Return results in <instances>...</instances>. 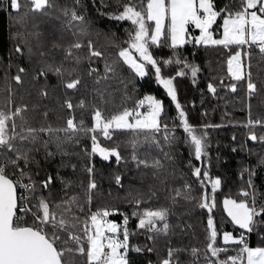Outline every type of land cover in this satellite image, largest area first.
Listing matches in <instances>:
<instances>
[{
	"label": "trees",
	"instance_id": "16d2710c",
	"mask_svg": "<svg viewBox=\"0 0 264 264\" xmlns=\"http://www.w3.org/2000/svg\"><path fill=\"white\" fill-rule=\"evenodd\" d=\"M133 2L139 4L140 0H133ZM144 2L146 3V0ZM23 3L24 0H21L22 5ZM125 3H128V0H80L79 5L74 0H56L59 8H73L85 17L88 33L80 37L85 47L79 50L78 55L81 57L87 55L86 45L91 39L98 49L105 52L109 62H116L117 74L109 82L108 89L112 93L111 102L103 105L92 95L93 77L87 75L89 62L86 59H82L78 66L72 61L63 62L65 69L70 70L72 67H77L78 74L83 79L79 90H65L60 78L52 72H48L46 76H38L39 71L46 64L59 65L63 60V52L53 48V43L67 44L75 39L63 29V17L56 19L60 13L53 11L51 17H44L38 13L32 14L27 31L33 30L31 20L34 17L35 23L39 26L38 31L41 33L39 47H37V40L29 39L28 44H25L17 35L25 29L17 24L15 19L26 9L22 7L20 13L14 12L9 7L8 0H0V100L8 96L7 89L10 86L13 99L12 109L28 105L30 111L26 115L34 127H39L41 124L62 126L70 115H75L79 120L82 109L69 112L66 108L60 107L66 97L70 98L73 104H77L81 99H84L86 103H96L105 109L106 116L123 107L134 108L137 101L145 96L150 95L160 100L164 108L161 121L171 126L170 129L174 128L177 137L170 147L163 145L162 135L158 137L164 152L172 156V160L166 162L170 175L165 177L164 184L153 177L151 168H144L142 165L137 167L132 160L134 149L131 141L136 139L135 152L140 159L162 158L163 153L160 148L150 139H145V134L137 135L130 131H115L110 140L104 139L102 135L98 136L102 147L118 148L123 158L120 163L116 162L115 157L105 161L99 155H89L92 147L90 134H80L73 141L63 143L60 149H57L54 143L49 144L47 152L54 153L51 157L47 156L45 148L42 147L43 140L47 137H42L36 145H27L36 150L31 153L33 160L25 170L37 183L46 180L48 176L53 179L48 189H38L37 196L43 195L53 202H59L62 198L67 199L70 196L79 198L83 211L75 209L76 215L80 217V225L76 231L81 236H83L84 221L91 212L97 209L115 210L114 214L106 218L107 220L120 222L127 217L125 228L128 232L126 252L128 264H160L161 260L167 257V250L170 247L176 249L195 247L200 250L197 258H193L186 251L177 253L180 264H193L194 260L195 264H206L208 263L206 256L208 259H213L206 251L207 220L210 214L218 232V247L224 246L220 241L221 232L229 231L235 234L243 231L234 226L227 217L223 209V200L225 198L237 201L245 199L240 196V192L242 189H247L249 173H254L251 180L257 194V206L264 204V143L249 140V129L244 127L249 119L264 120V59L261 58L257 48L247 45L224 48L223 46L186 43L173 50L168 46L169 40L162 38L159 47L155 45L150 47V52L159 62L162 77H174L173 86L177 92V100L185 111L189 124L202 128L203 134L206 133V155L198 161L186 143L175 105L164 87L156 81L154 69L149 65L146 69L148 74L142 78L137 77L117 56L121 48L128 46L126 41L132 25L130 21H118L110 17L119 14ZM226 3L232 10L239 7L238 0H214L217 10ZM220 19L218 18L216 24L213 25L214 34L217 33ZM191 31L193 30L189 28L188 32ZM17 46L21 47V53L15 51ZM29 47L32 49L31 52H29ZM237 49L241 52V59L244 60L246 70L251 71L252 79L259 88V92L251 100L246 95V81L234 82L228 76L227 58ZM41 51L46 53L44 57L39 55ZM245 52L250 53V59L244 56ZM169 59H180L182 62L197 66L200 71L195 77V83L191 72L184 68L183 63L168 65L163 63L164 60ZM248 65H251L250 69ZM91 67L97 68L102 74L104 60H94ZM19 68L25 69V72L21 74L22 84H16L12 79L17 75ZM181 70L186 75L177 76L176 73ZM209 83L216 87L215 94L208 91ZM232 83H237L235 92L229 89ZM41 89L48 91L49 95L46 98L39 95ZM34 105L36 108L32 111ZM0 106L7 108L6 104ZM44 112H48L46 118L42 115ZM84 119L85 123L91 126L90 109L84 114ZM209 125L211 126L206 127ZM253 130L257 135L264 134V128L257 127ZM19 163L23 168L24 162ZM88 167H94L93 178L98 185L90 205L86 202L89 181L86 169ZM197 167L201 168L200 179L192 175L193 169ZM244 169L249 171H244ZM204 171L208 172L209 179L204 180L202 187L201 180H203ZM8 172L14 173L11 177L13 179L19 175L11 167L8 168ZM117 175L121 177L120 185L115 182ZM214 178L219 179L221 184L214 194L216 206L209 213L207 208H200L199 203L204 194L209 195V202H211L213 195L211 181ZM185 184L191 186L192 199L187 201L181 198L173 204L170 195L174 193L169 190L183 189ZM152 191L156 192V196L149 199ZM129 193L132 196H129ZM138 193L143 196V202L139 206L131 202ZM35 202V200L31 201L32 204ZM161 207L170 210L168 236L149 233L146 229L138 228L140 214L145 209ZM22 214L18 212L19 216ZM23 215L24 220L31 224L32 215L30 213ZM259 219L264 221V216ZM245 235L249 246H264V223L259 224L255 231L245 233ZM149 236L153 239H149ZM239 248L240 245L237 244L229 245L228 251L221 253L220 259H225L229 255L235 256ZM76 264H86V258L77 256Z\"/></svg>",
	"mask_w": 264,
	"mask_h": 264
},
{
	"label": "snow or ice",
	"instance_id": "6c2138e0",
	"mask_svg": "<svg viewBox=\"0 0 264 264\" xmlns=\"http://www.w3.org/2000/svg\"><path fill=\"white\" fill-rule=\"evenodd\" d=\"M74 2L79 5L80 0H74ZM238 4L239 7L236 10H232L227 3L217 10L214 0H146V3L144 0H140L139 4L128 0V3L123 4L119 14L110 17L118 21H130L132 30L128 33L129 38L126 41L128 46L121 48L117 56L137 77L146 76L148 74L146 69L149 65L154 69L156 81L164 87L175 105L180 127L185 133L186 143L189 144L198 161L206 155V133L200 134L195 127L189 124L186 113L177 100V92L173 86L174 77H162L161 68L158 66L159 62L150 52V47L152 45L159 47L162 38L170 40L168 46L173 50L186 43L223 46L224 48L247 45L257 48L261 58L264 59V0H238ZM9 6L17 13H20L22 7L26 9L15 19V22L25 29L24 32L17 33L22 43L28 44L29 39H35L38 42L37 47H39L41 33L38 31L39 26L35 23L34 17L31 20L33 30L27 31L30 17L34 13L51 17L53 11L59 12L60 15L56 19L63 17V29L75 37L67 44L53 43V48L63 52V60L59 65L46 64L39 71L38 76H46L48 72H52L60 78L65 90H79L83 79L78 74L77 67H72L70 70L65 69L63 62L72 61L74 65L78 66L82 59H86L89 62L87 75L93 77L92 95L94 99H98L99 103L103 105L111 102L112 93L108 89L109 82L117 74L116 62H109L105 52L98 49L91 39L87 41V55L85 57L78 55L79 50L85 47L80 37L88 33L83 15L73 8H59L56 0H24L23 5L21 0H9ZM218 18H222L223 21V35L222 38L215 39L211 29ZM190 26L199 30L198 36H189ZM15 51L21 53L22 49L17 46ZM31 51L32 49L29 47V52ZM39 55L44 57L46 53L41 51ZM244 56L251 58L248 52H245ZM99 59L104 60L102 74L97 68L91 67L92 62ZM163 63L165 65L183 63L184 68L191 72L194 83L195 77L200 71L197 66L182 62L180 59L164 60ZM247 67L250 69L251 65ZM227 71L232 81H246V95L249 100L259 92L257 83L252 79L251 71L246 70L245 65L241 62V52L237 51L229 57ZM24 72V68H19L17 75L12 77L16 84H22L21 74ZM176 75L184 76L186 73L181 70ZM120 83L124 82L120 81ZM229 89L235 92L237 83L230 84ZM7 91L8 96L0 100V105H7V108L0 106V264H76L77 256L86 257V264H128L126 258L128 232L125 229L123 241L119 240L116 237L119 226L106 219L109 215L114 214V209L103 208L91 212L83 223V236H81L76 231L80 225V217L76 215L75 209L83 211V206L77 196L53 202L43 195H36L38 189H48L53 179L48 176L46 180L37 183L25 170L33 160L31 153L36 150L27 147V145H36L42 137H47L42 143V147L47 152L49 144L54 143L57 149H60L63 143L73 141L80 134H90L92 147L89 155H99L105 161L115 157L116 162L120 163L123 158L118 148L102 147L98 136L102 135L104 139L110 140L115 131H130L137 135L143 133L145 139H150L160 148L163 157L151 160L140 159L135 152L137 141L133 139L131 141L134 149L132 160L137 164V167L142 165L144 168H151L153 177L164 184L165 177L170 175L166 162L171 161L172 156L170 153L164 152L158 137L162 135L163 145L169 147L174 144L177 137L175 129H170L167 124H163L161 121L164 113L162 102L149 95L137 101L134 108L123 107L106 116L105 109L96 103H86L84 99H81L77 104H73L71 99L66 97L60 107L66 108L69 112L82 109L79 120L75 115H70L62 126L41 124L39 127H34L26 115L30 111L29 106L25 104L17 106L13 110L10 86ZM208 91L215 94L217 89L209 83ZM39 95L46 98L49 93L46 89H41ZM249 107L251 106L249 105ZM35 108L34 105L31 110L34 111ZM89 109L91 110V126H88L84 119V114ZM42 115L46 118L48 112H44ZM244 127L249 129V140L264 143V134L257 135L253 130L257 127L264 128V120L249 119ZM53 155L54 153L47 152V156ZM20 161L24 162L23 168L20 166ZM9 167L19 173L16 179L11 178L14 173L8 172ZM86 170L89 174L86 202L90 205L98 185L93 178L94 167H88ZM244 171L249 170L244 169ZM192 175L200 179L201 168H194ZM252 175L254 173H249L247 189H242L240 192V196L245 199L237 201L225 198L223 200V209L227 217L234 226L243 230L239 238H236L232 232L225 231L222 234L224 246L218 247L217 228L212 215L208 216L206 251L213 258L205 257L208 264H264V247L249 246L245 235V233L255 231L259 224L264 223L259 219L264 216V204L257 206V194L251 180ZM208 179V172L204 171L203 180H201L202 187L204 180ZM115 182L117 185L121 184L119 175L115 177ZM220 184L219 179L211 181L213 194L211 202H209V195L204 194L199 203L200 208H207L211 213L216 206L214 194ZM21 188L26 194L18 193V189ZM190 188V185L185 184L183 189H170L169 191L174 193L170 195L172 203H177L181 198L190 201L192 199ZM129 196L132 194L129 193ZM155 196L156 192L152 191L149 199ZM137 197H133L131 202L139 206L143 202V196L138 193ZM32 200L36 202L32 204ZM18 212L25 215L30 213L33 217L32 223L29 224L23 216L18 215ZM169 215L170 210L166 207L145 209L140 214L138 228L146 229L149 233L168 236L170 231ZM124 224H127V217L124 219ZM108 233H112V235H108ZM149 239H153V237L149 236ZM231 244L240 245L238 253L235 256L229 255L225 259H220L221 253L227 252L228 246ZM122 249L123 251H121ZM136 250L140 251V249ZM148 251H152V249H148ZM181 251L188 252L193 258H197L200 253V250L195 247L191 249L170 247L167 250V257L162 259L160 264H180L177 253ZM193 264H195V260Z\"/></svg>",
	"mask_w": 264,
	"mask_h": 264
},
{
	"label": "rangeland",
	"instance_id": "374dc122",
	"mask_svg": "<svg viewBox=\"0 0 264 264\" xmlns=\"http://www.w3.org/2000/svg\"><path fill=\"white\" fill-rule=\"evenodd\" d=\"M222 18L220 19V22H219V24H218V29H217V33L216 34H214V31H215V29L212 27V29H211V31L213 32V37L215 38V39H220V38H222V35H223V30H222ZM191 30H193V31H191V32H188V34H189V36L190 37H195V36H198L199 35V30L198 29H195V28H193V27H189ZM186 39H187V37H186ZM169 43H170V40H169ZM238 51V49L236 50V52ZM236 52H233L232 54H230L229 55V57L230 56H232V55H234ZM229 57L227 58V60L229 59ZM241 62L244 64V60H242L241 59ZM245 65V64H244ZM143 110V109H142ZM169 128L171 127V126H168ZM197 130H198V132L200 133V134H203V131L201 130L202 128H200V127H195ZM184 135H185V133H184ZM189 145V144H188ZM190 147V146H189ZM188 147V148H189ZM192 150V149H191ZM87 171V170H86ZM212 180H215V179H212ZM90 215V214H89ZM113 221V220H112ZM111 223H115V222H111ZM116 223H119V222H116ZM138 223H139V221H138ZM117 225V224H116ZM119 227H118V232L116 233V237L119 239V240H121V241H123V239H124V231H125V224H124V219H122V221H120V224L118 225ZM112 235V233H108V235ZM221 234H223V233H221ZM220 241H221V239H220ZM121 251H123V249L121 250ZM206 264H208V263H206Z\"/></svg>",
	"mask_w": 264,
	"mask_h": 264
},
{
	"label": "crops",
	"instance_id": "0c3cea01",
	"mask_svg": "<svg viewBox=\"0 0 264 264\" xmlns=\"http://www.w3.org/2000/svg\"><path fill=\"white\" fill-rule=\"evenodd\" d=\"M8 4H9V0H8ZM10 7V6H9ZM153 27H154V25H152ZM236 52V51H235ZM214 179H217V178H214ZM107 221H109V222H115V221H112V220H107ZM115 224H117V225H119L120 224V222L119 223H116L115 222ZM223 232H225V231H223ZM223 232H221V233H223ZM227 232H229V231H227ZM220 233V239H221V242H222V234ZM240 234L241 233H233V235L236 237V238H239V236H240ZM110 235V234H109ZM223 243V242H222ZM261 247H264V246H261ZM86 258V257H85Z\"/></svg>",
	"mask_w": 264,
	"mask_h": 264
},
{
	"label": "built area",
	"instance_id": "2783aa9c",
	"mask_svg": "<svg viewBox=\"0 0 264 264\" xmlns=\"http://www.w3.org/2000/svg\"><path fill=\"white\" fill-rule=\"evenodd\" d=\"M18 193H20V194H26V193H24V190L21 188V189H18ZM20 216H23L24 217V215L22 214V215H20Z\"/></svg>",
	"mask_w": 264,
	"mask_h": 264
}]
</instances>
